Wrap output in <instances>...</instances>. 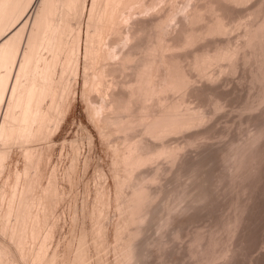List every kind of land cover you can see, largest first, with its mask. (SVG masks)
<instances>
[{
    "label": "rangeland",
    "instance_id": "rangeland-1",
    "mask_svg": "<svg viewBox=\"0 0 264 264\" xmlns=\"http://www.w3.org/2000/svg\"><path fill=\"white\" fill-rule=\"evenodd\" d=\"M126 1L106 15L97 61L112 86L97 91V72L85 84L82 52L68 119L36 145L55 151V264H264V0ZM146 64L151 97L129 100ZM113 93L126 112L108 107ZM115 151L139 159L119 167Z\"/></svg>",
    "mask_w": 264,
    "mask_h": 264
},
{
    "label": "bare ground",
    "instance_id": "bare-ground-1",
    "mask_svg": "<svg viewBox=\"0 0 264 264\" xmlns=\"http://www.w3.org/2000/svg\"><path fill=\"white\" fill-rule=\"evenodd\" d=\"M89 2L90 0H0V264H55L56 258L49 252L50 243L55 230L52 226L53 224H50V220L53 209L57 207L56 204H58L60 197L56 173L53 169L47 171L49 170L47 167L50 166V157L54 146L48 145V147L43 148L40 146V148L36 145L42 141L44 142V140L48 138L51 128L60 127V124L62 126L64 124H62V122L65 120L64 117L68 116L71 112L70 108L73 107L72 104L75 103L73 101L74 103L71 104V97L74 94V89L77 88H73V85L75 86L77 82L75 78H77L78 72L80 71L79 64L82 52L85 61V84L87 85L90 81V76H92L91 73L97 72L98 76V72H102L100 71L102 68L99 69L97 64L99 62V52L104 40L106 15L108 11L111 10V7L114 8L113 6L116 4L117 0H91L90 5ZM126 2L130 3L131 0L130 2L129 0ZM124 5L126 7V4ZM255 35H257V33ZM261 36L262 35H260V37ZM250 37L253 38V36ZM252 38H248L251 40V43L253 39L255 40V37ZM250 40H248V43H250ZM262 44L260 46L263 47ZM253 45L255 46L254 41ZM247 46L249 47L248 44ZM253 48L251 49L253 50ZM233 49L231 50L232 52ZM259 49H261V47ZM263 51L264 49L262 52ZM220 52L221 51H219V53ZM260 53L261 52H259V55ZM234 55L236 54L234 53ZM231 56H233L232 53ZM221 57H224V55ZM206 60L209 59L206 58ZM147 64L150 66V63L147 62ZM147 64L139 70L141 75L139 79L137 77L135 87L131 86V88L133 87L134 89L130 92L131 94H129V100L133 97H137L136 100L139 98H143L141 100L144 101L147 100L146 96H148L149 93L147 94L146 92H149L147 88L148 86L150 87L148 84H151L148 78V74H150L148 71L151 69ZM100 75L102 76L101 79L99 77ZM100 75L98 77L102 81L103 86H101V81L96 76L95 79L98 80L96 85L94 84L95 89L111 87L112 85L109 86L108 84L110 83L108 82V84H105L107 86H104L103 81L105 82V80H103V73H100ZM187 78L189 77L185 79ZM189 81L186 80L185 83ZM182 85L185 87V84ZM88 90H86L87 93ZM107 91L106 93H109ZM150 92L152 94L151 89ZM165 92L166 91L163 90V93ZM76 93L77 92H75V94ZM151 94H149L148 97H151ZM112 96V101L114 100V102L111 103L112 106L110 103L108 106L111 107L112 110L114 103H119L118 105L120 108H118L121 110L123 109V111L125 110V112L130 108L129 101H123V98L121 99L119 96H114V93ZM142 96H145L146 100ZM74 99H76V97L73 98V100ZM173 103L175 102L173 101ZM169 105V108H171V104ZM180 111H182V109ZM67 112H69L68 115L66 114ZM176 112L178 111L176 110ZM170 113L171 112H169V114ZM184 116L187 117L186 115ZM108 117L111 119V123L117 122L118 120L110 116ZM180 117L182 116L180 115ZM67 119L65 121H67ZM173 119L175 118H172V120ZM166 120L164 119V121ZM104 121V124L109 127L108 123L110 120L107 118ZM191 121L193 122V120ZM191 121L189 119V122ZM122 123L120 125H122ZM114 125L116 126V123ZM177 126L180 127L181 124ZM58 128H56V134L58 133ZM111 129L112 128H110V131ZM52 131H54V129ZM52 134L54 133L51 132V135ZM56 134L54 135L56 136ZM108 135L109 134H107V136ZM50 136L48 139L52 140L54 137L51 139ZM107 136H105V138ZM49 141H47V143ZM44 144H46V141ZM163 147L162 151L161 149L160 151L155 150L157 153L154 154L153 152L151 156L152 154H154V156H160L163 153ZM15 149H20L22 152L21 155H23L24 163L21 168L18 163L19 161L17 162L18 164H14L15 159L13 152ZM167 149L168 147H164V151ZM16 151L17 150H15V152ZM131 151L132 150H129V152ZM166 152H168V150ZM117 153L118 152H116V155H119ZM125 153H127V150ZM132 153H128L129 155L125 154L126 156L123 155V158L121 157V153L119 156L124 162L117 160V162L121 164L118 165L117 163V166L121 167L126 165L127 162L125 161L129 158L131 159L130 155ZM136 156L138 157V155ZM136 156L133 157L136 158ZM141 156H143V158ZM141 156L143 161L147 160L146 153ZM120 157H117V159ZM141 159L138 161H141ZM148 160L150 162L153 161L150 157ZM134 161L133 163H135ZM144 162L147 164V161ZM136 164L139 163L136 162ZM115 166L116 163L113 167ZM117 166L115 168L119 169ZM131 167L134 168V165ZM116 169H114V172L117 171L115 177L117 178L116 180L119 181H117V183H120H116L117 191L119 192L120 188L118 189V187L120 185L122 186V184L127 181L119 177L121 175L119 170ZM127 175L129 177V174ZM121 180H123V182ZM141 188L142 187H140V189ZM141 191L143 192L144 190L141 189ZM107 204L109 203L107 202ZM102 210L106 209L103 208ZM98 231L100 230L98 229Z\"/></svg>",
    "mask_w": 264,
    "mask_h": 264
}]
</instances>
